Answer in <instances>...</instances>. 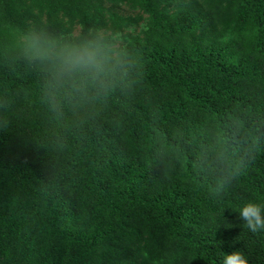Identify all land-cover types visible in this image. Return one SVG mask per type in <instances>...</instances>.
Listing matches in <instances>:
<instances>
[{
    "label": "trees",
    "instance_id": "16d2710c",
    "mask_svg": "<svg viewBox=\"0 0 264 264\" xmlns=\"http://www.w3.org/2000/svg\"><path fill=\"white\" fill-rule=\"evenodd\" d=\"M31 30L106 38L113 86L53 89L18 52ZM248 202L264 206V0H0V264H264Z\"/></svg>",
    "mask_w": 264,
    "mask_h": 264
},
{
    "label": "clouds",
    "instance_id": "9594fccd",
    "mask_svg": "<svg viewBox=\"0 0 264 264\" xmlns=\"http://www.w3.org/2000/svg\"><path fill=\"white\" fill-rule=\"evenodd\" d=\"M17 49L26 61L48 73L53 89L69 88L74 93H85L89 88L106 93L120 63L114 44L102 36L63 42L43 30H31L19 38ZM236 212L249 231H264V206L248 202ZM223 264L248 262L240 252H232L225 255Z\"/></svg>",
    "mask_w": 264,
    "mask_h": 264
},
{
    "label": "rangeland",
    "instance_id": "374dc122",
    "mask_svg": "<svg viewBox=\"0 0 264 264\" xmlns=\"http://www.w3.org/2000/svg\"><path fill=\"white\" fill-rule=\"evenodd\" d=\"M115 10L118 11L119 13L123 14V15H134L135 14V12H131L123 6L116 7Z\"/></svg>",
    "mask_w": 264,
    "mask_h": 264
}]
</instances>
